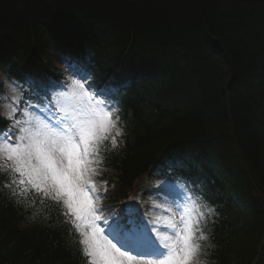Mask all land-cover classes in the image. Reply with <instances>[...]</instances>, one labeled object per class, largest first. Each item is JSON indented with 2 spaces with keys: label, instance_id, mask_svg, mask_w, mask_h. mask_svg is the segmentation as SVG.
I'll return each instance as SVG.
<instances>
[{
  "label": "trees",
  "instance_id": "16d2710c",
  "mask_svg": "<svg viewBox=\"0 0 264 264\" xmlns=\"http://www.w3.org/2000/svg\"><path fill=\"white\" fill-rule=\"evenodd\" d=\"M55 48L126 89L111 180L185 149L217 213L205 263L264 264V0H0V75H39ZM0 264L86 262L57 210L0 195Z\"/></svg>",
  "mask_w": 264,
  "mask_h": 264
},
{
  "label": "snow or ice",
  "instance_id": "6c2138e0",
  "mask_svg": "<svg viewBox=\"0 0 264 264\" xmlns=\"http://www.w3.org/2000/svg\"><path fill=\"white\" fill-rule=\"evenodd\" d=\"M66 63L78 78L66 84L51 77L26 78L29 98L15 97L4 117L0 172L7 174L5 187L21 198L18 203L32 193L39 203L62 206L86 264H200L199 241L208 239L203 226L217 213L197 181L174 175L160 181L155 196L168 205L167 215L153 220L139 204L120 212L101 207L95 179L101 153L108 141L115 148L123 134L116 89L94 82L86 65ZM12 83L14 91H25Z\"/></svg>",
  "mask_w": 264,
  "mask_h": 264
},
{
  "label": "bare ground",
  "instance_id": "6f19581e",
  "mask_svg": "<svg viewBox=\"0 0 264 264\" xmlns=\"http://www.w3.org/2000/svg\"><path fill=\"white\" fill-rule=\"evenodd\" d=\"M8 57V53L7 52H5V51H2L1 53H0V63L1 64H5V62H6V58ZM141 60V59H140ZM144 63H145V61H143L142 62V65H144Z\"/></svg>",
  "mask_w": 264,
  "mask_h": 264
},
{
  "label": "rangeland",
  "instance_id": "374dc122",
  "mask_svg": "<svg viewBox=\"0 0 264 264\" xmlns=\"http://www.w3.org/2000/svg\"><path fill=\"white\" fill-rule=\"evenodd\" d=\"M12 106H13V105H12ZM12 106H11V107H12ZM1 110H2L3 112H6V111H5L6 108H2ZM141 207H142L143 209H145V206H141ZM149 207H150V205H149ZM156 207H157V206H153V207L151 208V211H150V212H154V211H156ZM162 215H163V213H162V214L160 213V216H162ZM167 234H171V232H169V233H167Z\"/></svg>",
  "mask_w": 264,
  "mask_h": 264
}]
</instances>
